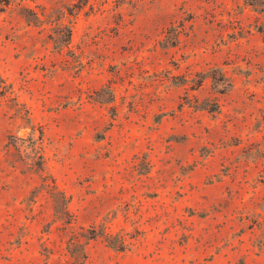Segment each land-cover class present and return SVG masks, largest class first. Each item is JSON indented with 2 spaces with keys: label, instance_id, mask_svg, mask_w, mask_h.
<instances>
[{
  "label": "rangeland",
  "instance_id": "374dc122",
  "mask_svg": "<svg viewBox=\"0 0 264 264\" xmlns=\"http://www.w3.org/2000/svg\"><path fill=\"white\" fill-rule=\"evenodd\" d=\"M0 264H264V0H0Z\"/></svg>",
  "mask_w": 264,
  "mask_h": 264
}]
</instances>
